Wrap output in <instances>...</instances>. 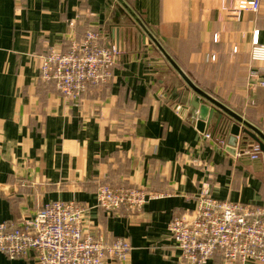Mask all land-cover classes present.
Wrapping results in <instances>:
<instances>
[{"label": "crops", "instance_id": "obj_1", "mask_svg": "<svg viewBox=\"0 0 264 264\" xmlns=\"http://www.w3.org/2000/svg\"><path fill=\"white\" fill-rule=\"evenodd\" d=\"M222 2L0 0V224L30 217L54 200L92 207L102 183L135 184L161 195L139 213L93 207L86 226L110 241L131 242L128 259L115 264H178L168 224L196 209L203 181L218 199L264 205V155L247 153L251 139L229 151L217 115L205 131L198 129L192 107L178 105L186 83L157 44L143 40L136 20L200 88L264 132V88L247 87L250 70L264 68L250 54L254 30L264 43V0L241 20L224 15ZM90 30L121 53L107 84L70 101L40 78V57L53 47L67 50ZM0 264L40 263L31 255L0 254ZM208 264L227 263L216 253Z\"/></svg>", "mask_w": 264, "mask_h": 264}, {"label": "built area", "instance_id": "obj_2", "mask_svg": "<svg viewBox=\"0 0 264 264\" xmlns=\"http://www.w3.org/2000/svg\"><path fill=\"white\" fill-rule=\"evenodd\" d=\"M259 8L260 0H231L228 4L224 0L220 11L241 20ZM237 50L234 47V52ZM120 53L117 45L105 42L102 33L90 30L82 40H71L67 50L53 47L42 55L40 78L55 83L68 100L78 101L88 87L111 80ZM250 54L254 61H264V43L258 29L251 35ZM247 87H264V68L250 70ZM218 142L224 145V139ZM247 153L256 159L262 152L254 143ZM211 189L209 180L203 181L196 209L175 216L168 224L171 239L180 251L177 263L208 264L216 253H221L227 264L264 263V205L218 199ZM160 195L135 184L116 187L102 183L92 207L76 200L45 203L30 217L0 224V254L9 258L31 255L40 264L121 263L131 254V242L124 237L110 241L103 234H93L86 226L89 211L101 207L108 213L121 209L139 213L150 199Z\"/></svg>", "mask_w": 264, "mask_h": 264}, {"label": "water", "instance_id": "obj_3", "mask_svg": "<svg viewBox=\"0 0 264 264\" xmlns=\"http://www.w3.org/2000/svg\"><path fill=\"white\" fill-rule=\"evenodd\" d=\"M122 3L129 11L127 4L125 2ZM119 13H124V11L120 8V11L118 10L116 14L120 15ZM132 14L135 16L134 13ZM136 20L139 22L144 32L143 40H147L148 37L155 42L186 83L185 91H187L186 93H184V91L181 93L178 105L188 103L190 107H192V111L194 112L193 120L197 124L198 129L205 131L217 115L216 126L221 129L224 137L227 138V148L229 151L235 153L238 146L245 147L251 139L254 143L259 144L261 152L264 155V132L259 127L246 120L243 115L200 88L198 84L180 68L138 17ZM119 23V18L114 20V25L111 28V37L118 34L119 28L117 26ZM118 48L120 49V47ZM182 89H184V86ZM191 93L193 94L192 97L186 100L188 94L190 96ZM2 189V186H0V190Z\"/></svg>", "mask_w": 264, "mask_h": 264}, {"label": "trees", "instance_id": "obj_4", "mask_svg": "<svg viewBox=\"0 0 264 264\" xmlns=\"http://www.w3.org/2000/svg\"><path fill=\"white\" fill-rule=\"evenodd\" d=\"M257 88V87H256ZM262 88H264V87H262Z\"/></svg>", "mask_w": 264, "mask_h": 264}]
</instances>
